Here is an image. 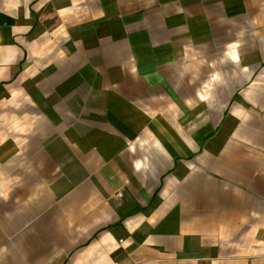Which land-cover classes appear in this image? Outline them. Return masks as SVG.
<instances>
[{"label": "crops", "instance_id": "0c3cea01", "mask_svg": "<svg viewBox=\"0 0 264 264\" xmlns=\"http://www.w3.org/2000/svg\"><path fill=\"white\" fill-rule=\"evenodd\" d=\"M0 264H264V0H0Z\"/></svg>", "mask_w": 264, "mask_h": 264}]
</instances>
